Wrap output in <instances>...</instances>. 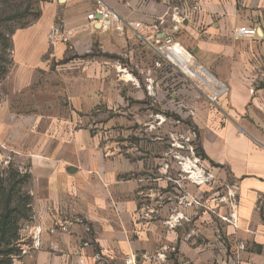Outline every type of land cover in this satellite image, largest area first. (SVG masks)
<instances>
[{"label": "crops", "instance_id": "0c3cea01", "mask_svg": "<svg viewBox=\"0 0 264 264\" xmlns=\"http://www.w3.org/2000/svg\"><path fill=\"white\" fill-rule=\"evenodd\" d=\"M97 1H46L13 35L0 145L31 175L23 261L264 264V0H102L141 23L124 33L88 19ZM195 1L200 10L185 17ZM242 25L258 34L236 37ZM167 37L196 75L155 65L153 46ZM124 108L130 117H104ZM186 115L215 165L121 149L141 137L168 141ZM196 168L208 180L197 182Z\"/></svg>", "mask_w": 264, "mask_h": 264}, {"label": "rangeland", "instance_id": "374dc122", "mask_svg": "<svg viewBox=\"0 0 264 264\" xmlns=\"http://www.w3.org/2000/svg\"><path fill=\"white\" fill-rule=\"evenodd\" d=\"M46 1L49 0H35L34 8L41 10V5ZM26 2L27 0H0V18H3L4 16L12 14L16 11L22 10L25 7ZM19 27L20 24H0V67H1L0 102H2L5 99V97L6 98L10 97L7 92L13 86L12 72H14L15 70L13 35L16 32V30L20 29ZM3 69L5 71L4 73H2ZM125 79H122L121 84H126V85L128 84ZM214 84H218V83L214 81ZM221 88L222 87H219L218 89ZM89 116L96 118L98 116V113L94 110L91 111ZM107 116L108 117L122 116L124 118H128L131 115L129 114L128 109L124 108L121 110L105 111L104 117ZM187 120H188V116L186 115L184 124H181L179 126H170L169 140L163 142L162 144L154 143V142L151 143L146 138L141 137L140 139L136 138V141H122L121 149L122 150L131 149L132 151H137L138 155H140V153L142 154L149 153V151L152 149L153 150L167 149L170 152V157L175 152L180 151L184 158V160L182 161L186 165H190V166H192L193 164H195L196 166L212 165L211 163H208V161H206L205 159L201 158L196 154V144L198 140H197V136L193 135V132L194 131L196 132L197 129L192 125V123H190V121ZM91 128L92 130L107 131L110 130L111 127L105 125L102 126L98 125V126H93ZM144 129H145L144 126L137 127L139 136L144 135ZM8 149L10 148L8 147ZM170 159H172L173 161L175 160L178 163L177 159L175 158H170ZM0 165L2 169H7L10 166L13 167L14 169H19L21 172H26L24 171V168L27 167L26 163H20V161L13 152H11L10 150H6V148H3L1 145H0ZM30 186H31V179L29 180V183L26 186V190L29 191ZM28 221L29 220H21L19 233L22 232L21 231L22 228L27 224ZM20 238L21 237L19 236V239L17 240L15 246L16 248L15 251L13 252V254L10 255V259L8 258V261H10L9 264H27L25 261H23V256L24 254L27 255L28 251L26 253H23L22 249L20 248Z\"/></svg>", "mask_w": 264, "mask_h": 264}, {"label": "trees", "instance_id": "16d2710c", "mask_svg": "<svg viewBox=\"0 0 264 264\" xmlns=\"http://www.w3.org/2000/svg\"><path fill=\"white\" fill-rule=\"evenodd\" d=\"M34 2L35 0H27L22 10L0 18V24H20L19 28L27 27L41 16V10L34 8ZM4 72L3 69L2 73ZM196 136V154L208 159L199 140L198 130ZM210 162L215 165L213 161ZM30 179L28 172H21L10 166L2 169L0 165V264H9L8 258L15 251L20 236V222L32 217V196L26 190Z\"/></svg>", "mask_w": 264, "mask_h": 264}, {"label": "built area", "instance_id": "2783aa9c", "mask_svg": "<svg viewBox=\"0 0 264 264\" xmlns=\"http://www.w3.org/2000/svg\"><path fill=\"white\" fill-rule=\"evenodd\" d=\"M200 10V2L195 1L190 9L185 13V17L193 18L194 15ZM88 19L91 22H97L102 26L113 25L114 28L119 33H124L127 28L139 27L141 23L139 22H131L125 21L120 17V15L111 9L107 4H105L102 0L97 1V6L93 11L88 14ZM57 30L54 29L52 31V35L56 34ZM234 34L236 37H255L258 34V28L254 26L242 25L237 27L234 30ZM153 48L157 51L159 58L156 60L155 65L161 66L162 61H165L171 65H175L182 69L184 72L190 73L192 75H196V71H193L191 67L187 65V58L190 56L188 52L184 49L179 42L174 41L171 37H167L165 39V43L161 44L158 47L153 46ZM222 89H216L213 91L212 94L208 95V98L211 102H215L218 98V94L221 92ZM195 135V132H193ZM198 167V166H196ZM209 175L205 174V172L198 170L196 168V175L195 179L197 182H204L208 180ZM35 245H38V238H35ZM20 248L22 249L23 253H26L27 250H23L21 244ZM127 264H137L134 259H129Z\"/></svg>", "mask_w": 264, "mask_h": 264}, {"label": "bare ground", "instance_id": "6f19581e", "mask_svg": "<svg viewBox=\"0 0 264 264\" xmlns=\"http://www.w3.org/2000/svg\"><path fill=\"white\" fill-rule=\"evenodd\" d=\"M211 79V80H210ZM208 79V83L210 84L212 80H215L213 78Z\"/></svg>", "mask_w": 264, "mask_h": 264}]
</instances>
